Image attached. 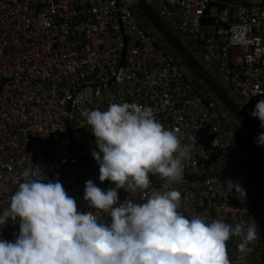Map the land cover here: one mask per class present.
<instances>
[{
  "label": "built area",
  "instance_id": "2783aa9c",
  "mask_svg": "<svg viewBox=\"0 0 264 264\" xmlns=\"http://www.w3.org/2000/svg\"><path fill=\"white\" fill-rule=\"evenodd\" d=\"M147 1L170 28L169 22L177 23L203 65L251 113L264 99V0ZM133 5L132 0H0V210L28 169L49 180L58 176L78 211L94 212L83 199L85 181L105 190L114 184L98 180L99 165L91 155L96 145L83 143V136L95 137L82 113L136 102L175 129L190 153L178 183L150 173L147 189H118V202L140 203L154 191L174 188L185 216L224 218L233 226L256 222L251 251L241 253L240 238L232 236L226 243L235 256L228 257L230 264H264V181L249 155L253 145L244 143L205 86L186 77L166 44L141 27ZM256 161L262 163L259 155ZM227 180L245 190L243 203L235 190L228 193ZM18 231L19 223L9 220L0 238L12 241Z\"/></svg>",
  "mask_w": 264,
  "mask_h": 264
},
{
  "label": "clouds",
  "instance_id": "9594fccd",
  "mask_svg": "<svg viewBox=\"0 0 264 264\" xmlns=\"http://www.w3.org/2000/svg\"><path fill=\"white\" fill-rule=\"evenodd\" d=\"M82 115L98 149L91 151L98 180L114 187L105 190L85 181L83 199L94 212L78 211L58 176L49 180L25 169V179L0 210V231L9 220L19 223L14 240L0 238V264H230L226 242L231 236L240 238L241 253L251 251L256 222L233 226L224 218L185 216L178 211L180 193L174 188L154 191L140 203L118 202V189H147L150 173L169 183L182 179L190 145L182 144L175 129L164 127L152 108L110 103ZM250 115L264 128V99ZM190 139L195 142V136ZM254 143L264 145V132ZM225 186L243 203L246 192L239 183L227 180Z\"/></svg>",
  "mask_w": 264,
  "mask_h": 264
},
{
  "label": "water",
  "instance_id": "95a60500",
  "mask_svg": "<svg viewBox=\"0 0 264 264\" xmlns=\"http://www.w3.org/2000/svg\"><path fill=\"white\" fill-rule=\"evenodd\" d=\"M132 1L137 7V11H139L147 19L157 34L176 53L181 62L191 73H193V75L205 86V88L213 95L219 104L225 108L230 116L239 124L242 130L249 137L253 147L257 150L264 165V145H257L254 143L259 131L250 118L233 100L215 76L197 60L184 42L167 25V23L160 17L147 0Z\"/></svg>",
  "mask_w": 264,
  "mask_h": 264
},
{
  "label": "rangeland",
  "instance_id": "374dc122",
  "mask_svg": "<svg viewBox=\"0 0 264 264\" xmlns=\"http://www.w3.org/2000/svg\"><path fill=\"white\" fill-rule=\"evenodd\" d=\"M247 2H250L251 0H246ZM260 1V0H258ZM132 10L137 11V7L135 5H133ZM137 18L139 20V23L141 25V27L148 31V32H152L154 34L157 35V37L164 43V40L157 34V32L153 29V27L150 25V23L147 21V19L139 12L137 11ZM169 25L171 26V28L173 29V31L177 34V36L184 42V44L188 47L189 50L193 51V55L197 58V60L200 63H204L200 54L198 53V51L195 52V50H197V47L192 44L191 42H189L186 38H184L177 30V23L175 21H171L169 22ZM168 52L170 54H172L175 57L176 62L179 64L180 69L183 71V73L186 75L187 78H190L191 80H193L196 83H199L198 79L193 75V73H191L188 68L181 62V60L179 59V57L176 55V53L166 44L165 45ZM208 70L215 76V78L224 85V83L221 81L220 77L210 68L208 67ZM226 88V87H225ZM226 91L228 92V94L233 98V100L238 104L241 105V101L240 98L237 97L236 95H234L230 89L226 88ZM212 101L214 103H216V105H220L219 102L213 97ZM221 106V105H220ZM245 113H247L250 117V119L252 120L253 124L255 125V127L257 128V130L259 131V133L264 132V128L260 127V121H257L256 119H254L251 115H250V111L245 110ZM231 122L233 127L235 128L236 132L239 134V136H245V141L244 143L248 146L251 147L252 146V142L250 141L249 137L246 135V133L242 130V128L239 126V124L231 117ZM94 138H92L91 136L87 135V136H83V143L84 146L86 147H93L95 145L94 143ZM249 155L251 157V159L254 161L255 167H256V174L258 176L261 177V179L264 181V165L261 162L256 161V157L258 155V152L255 148H251ZM232 239V236L230 237L229 241L230 242ZM227 245V251H228V256L231 259H234V249L230 246V243H226ZM252 264V263H249Z\"/></svg>",
  "mask_w": 264,
  "mask_h": 264
},
{
  "label": "trees",
  "instance_id": "16d2710c",
  "mask_svg": "<svg viewBox=\"0 0 264 264\" xmlns=\"http://www.w3.org/2000/svg\"><path fill=\"white\" fill-rule=\"evenodd\" d=\"M199 81V80H198ZM198 84H200V85H202V86H204L200 81H199V83Z\"/></svg>",
  "mask_w": 264,
  "mask_h": 264
}]
</instances>
